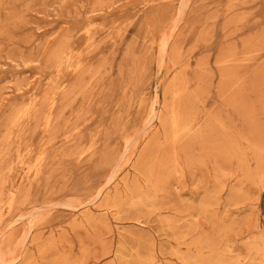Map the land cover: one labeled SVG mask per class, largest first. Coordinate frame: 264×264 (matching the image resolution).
<instances>
[{
  "label": "rangeland",
  "instance_id": "374dc122",
  "mask_svg": "<svg viewBox=\"0 0 264 264\" xmlns=\"http://www.w3.org/2000/svg\"><path fill=\"white\" fill-rule=\"evenodd\" d=\"M0 264H264V0H0Z\"/></svg>",
  "mask_w": 264,
  "mask_h": 264
},
{
  "label": "bare ground",
  "instance_id": "6f19581e",
  "mask_svg": "<svg viewBox=\"0 0 264 264\" xmlns=\"http://www.w3.org/2000/svg\"><path fill=\"white\" fill-rule=\"evenodd\" d=\"M168 113V112H167ZM164 119V118H163ZM162 120V119H161ZM114 174V173H113ZM106 184V183H105ZM108 186V185H107ZM140 201V200H139ZM27 247V246H26ZM121 248V247H120ZM177 250V249H176ZM182 254V253H181ZM121 255V254H120ZM120 257H122V256H120ZM207 263V262H206Z\"/></svg>",
  "mask_w": 264,
  "mask_h": 264
}]
</instances>
